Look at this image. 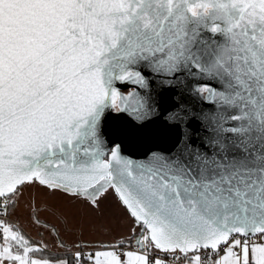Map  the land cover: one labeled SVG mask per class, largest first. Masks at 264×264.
I'll return each mask as SVG.
<instances>
[{"label":"snow or ice","instance_id":"snow-or-ice-1","mask_svg":"<svg viewBox=\"0 0 264 264\" xmlns=\"http://www.w3.org/2000/svg\"><path fill=\"white\" fill-rule=\"evenodd\" d=\"M0 264H264V0H0Z\"/></svg>","mask_w":264,"mask_h":264},{"label":"crops","instance_id":"crops-1","mask_svg":"<svg viewBox=\"0 0 264 264\" xmlns=\"http://www.w3.org/2000/svg\"><path fill=\"white\" fill-rule=\"evenodd\" d=\"M35 198H36V201H37V207L40 208V209L47 208L50 205V203H51L50 198H47V197L43 196L40 193H37ZM40 216H41L42 219H44V218L52 219V216H51L50 212L41 211L40 212ZM53 222H55V220H53ZM21 223L24 224L25 230H27V231L29 230V232H30V230H32V233L30 232L32 234V236L33 237L35 236V237H37L36 239H39V236H38L37 233L40 231V229H38L37 227L29 224L28 221H27V216L26 215L21 218Z\"/></svg>","mask_w":264,"mask_h":264},{"label":"rangeland","instance_id":"rangeland-1","mask_svg":"<svg viewBox=\"0 0 264 264\" xmlns=\"http://www.w3.org/2000/svg\"><path fill=\"white\" fill-rule=\"evenodd\" d=\"M27 231V230H26ZM30 232L32 233V230H30ZM29 232V230L27 231V233L30 235V236H32V234ZM33 237V236H32ZM34 239H36L37 237H33Z\"/></svg>","mask_w":264,"mask_h":264}]
</instances>
